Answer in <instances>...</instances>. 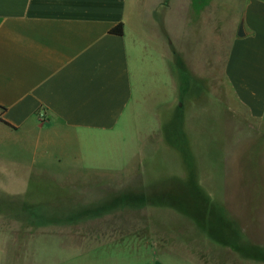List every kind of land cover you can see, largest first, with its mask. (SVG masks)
I'll return each mask as SVG.
<instances>
[{
	"label": "rangeland",
	"instance_id": "374dc122",
	"mask_svg": "<svg viewBox=\"0 0 264 264\" xmlns=\"http://www.w3.org/2000/svg\"><path fill=\"white\" fill-rule=\"evenodd\" d=\"M212 83L206 108L198 96L181 104L206 119L163 135L56 130L20 140L0 130L3 264H77L76 252L93 251L133 262L264 264V116L251 118L221 80ZM235 141L250 145L239 163L228 157Z\"/></svg>",
	"mask_w": 264,
	"mask_h": 264
},
{
	"label": "crops",
	"instance_id": "0c3cea01",
	"mask_svg": "<svg viewBox=\"0 0 264 264\" xmlns=\"http://www.w3.org/2000/svg\"><path fill=\"white\" fill-rule=\"evenodd\" d=\"M118 23L122 35L110 34ZM213 77L251 118L264 116V0H0V130L20 140L56 130L190 129L205 112L181 104L198 96L205 107ZM227 149L239 163L250 145ZM74 256L77 264H165Z\"/></svg>",
	"mask_w": 264,
	"mask_h": 264
},
{
	"label": "trees",
	"instance_id": "16d2710c",
	"mask_svg": "<svg viewBox=\"0 0 264 264\" xmlns=\"http://www.w3.org/2000/svg\"><path fill=\"white\" fill-rule=\"evenodd\" d=\"M122 23H118L117 25H115L114 27H112L109 30L110 34H114V35H122ZM6 125H9L7 122H4Z\"/></svg>",
	"mask_w": 264,
	"mask_h": 264
}]
</instances>
